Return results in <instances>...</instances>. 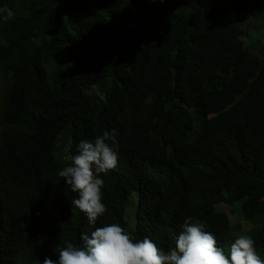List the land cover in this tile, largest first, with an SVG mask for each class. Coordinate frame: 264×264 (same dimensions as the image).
<instances>
[{
    "label": "trees",
    "instance_id": "1",
    "mask_svg": "<svg viewBox=\"0 0 264 264\" xmlns=\"http://www.w3.org/2000/svg\"><path fill=\"white\" fill-rule=\"evenodd\" d=\"M167 3L0 0V264L56 260L108 223L167 251L188 218L264 252V37L244 26L264 0ZM67 123L75 142L118 132L95 225L56 173Z\"/></svg>",
    "mask_w": 264,
    "mask_h": 264
},
{
    "label": "clouds",
    "instance_id": "2",
    "mask_svg": "<svg viewBox=\"0 0 264 264\" xmlns=\"http://www.w3.org/2000/svg\"><path fill=\"white\" fill-rule=\"evenodd\" d=\"M14 17L11 8L0 6V20L6 23ZM117 137L118 132L113 128L97 135L94 141L80 138L75 142L69 124L54 146L59 160L57 175L77 194L71 201L72 210L78 209L92 225L107 211L101 174L119 165ZM54 251L58 259L45 257L43 264H264V252L257 253L250 235H236L225 251L204 224L192 222L191 218L185 220L174 246L167 251L148 237L135 239L119 223L95 227L90 234L81 233L80 243H58Z\"/></svg>",
    "mask_w": 264,
    "mask_h": 264
},
{
    "label": "rangeland",
    "instance_id": "3",
    "mask_svg": "<svg viewBox=\"0 0 264 264\" xmlns=\"http://www.w3.org/2000/svg\"><path fill=\"white\" fill-rule=\"evenodd\" d=\"M153 4H154V7L158 8V9L165 10L168 8L167 0H163V2H161V0H153ZM249 18H252V20H250L249 21L250 23H248L244 26H249L250 28L253 29L254 33L259 35L260 37H264V19L263 18H254L251 15L249 16ZM244 30H246V29H244ZM235 217H234V215H232V217H231V221L233 224H237L239 222L238 219H236ZM229 242H231V241H229Z\"/></svg>",
    "mask_w": 264,
    "mask_h": 264
},
{
    "label": "bare ground",
    "instance_id": "4",
    "mask_svg": "<svg viewBox=\"0 0 264 264\" xmlns=\"http://www.w3.org/2000/svg\"><path fill=\"white\" fill-rule=\"evenodd\" d=\"M172 1V0H171ZM176 5V4H175ZM264 19V18H263ZM223 23H224V21H222ZM220 26V25H219ZM217 27V26H216ZM218 30V29H217ZM250 49V48H249ZM20 108V107H19ZM31 113V112H30ZM29 116V115H28ZM29 119V118H28ZM41 119V118H40ZM195 119H196V117H195ZM39 120V119H38ZM194 120V119H193ZM197 120V119H196ZM44 121V120H43ZM62 121V120H61ZM65 121V120H64ZM60 122V121H59ZM67 122H68V120H67ZM196 122V121H195ZM40 123V122H39ZM193 123V122H192ZM45 124H47V122L45 123ZM44 124V125H45ZM67 124H69V123H67ZM73 124V123H72ZM71 124V125H72ZM44 125H41L40 124V126H44ZM197 126V125H196ZM74 127V126H73ZM46 128V127H45ZM76 129H78V128H76ZM198 129V128H197ZM50 130V129H49ZM196 130V129H195ZM55 132V131H54ZM74 132V131H73ZM56 134V133H55ZM72 134H74V133H72ZM56 137V136H55ZM57 139V138H56ZM45 146V145H44ZM46 147V146H45ZM52 153V152H51ZM51 153L49 154V155H51ZM148 154V153H147ZM146 154V155H147ZM55 155V154H54ZM53 155V156H54ZM131 157H132V155H131ZM136 157V156H135ZM142 157H143V154H142ZM35 158V157H34ZM140 159H141V157H139ZM144 158V157H143ZM151 158V157H150ZM153 158V157H152ZM25 159V158H24ZM56 159V158H55ZM133 159V158H132ZM37 160V159H36ZM127 159H125V161H126ZM129 160V159H128ZM145 160V159H144ZM25 161V160H24ZM131 161V160H130ZM133 161V160H132ZM141 161V160H140ZM38 162V161H37ZM147 162V161H146ZM128 163H129V161H128ZM27 164V163H26ZM53 164V163H52ZM56 164H57V160H56ZM123 164H124V162H123ZM127 164V163H126ZM125 164V165H126ZM136 164V163H135ZM137 164H139V163H137ZM121 165H122V162H121ZM34 166V165H33ZM130 166V165H129ZM132 167H133V169H134V167H135V165L133 164V165H131ZM139 166V165H138ZM54 167H55V165H54ZM58 167V166H57ZM127 167V166H126ZM36 168V167H35ZM42 168H44V166L42 167ZM124 168V167H123ZM123 168H120V169H123ZM128 168V167H127ZM54 169V168H53ZM126 169V168H125ZM136 169V168H135ZM142 169H144V168H142ZM141 169V170H142ZM152 168H150V170H151ZM124 170V169H123ZM128 170V169H127ZM129 170H130V168H129ZM132 170V169H131ZM138 170H139V168H138ZM138 170H136V171H138ZM145 170V169H144ZM54 171H55V169H54ZM148 171H149V167H148ZM148 171H146V173L148 174ZM141 172V171H140ZM57 173V172H56ZM149 173H150V171H149ZM102 174H104V173H102ZM107 174V173H106ZM141 174V173H140ZM136 175H137V173H136ZM142 175V174H141ZM101 177H103L102 175H101ZM142 178V177H141ZM144 180V179H143ZM145 181V180H144ZM62 184H65V183H62ZM30 186V185H29ZM67 190H69V189H67ZM66 190V191H67ZM153 191V190H152ZM71 192V191H70ZM72 193V192H71ZM162 193V192H161ZM72 194H74V193H72ZM135 194V193H134ZM154 194H155V192H154ZM162 194H164V193H162ZM24 195V194H23ZM38 195H39V193H38ZM156 195V194H155ZM29 196V195H28ZM32 196V195H31ZM34 196V195H33ZM133 196H136V195H133ZM159 196V195H158ZM37 197V196H36ZM39 197V196H38ZM157 197V196H156ZM136 198V197H135ZM157 198H159V197H157ZM33 199V198H32ZM166 200V199H165ZM29 201V200H28ZM150 201H151V199H150ZM132 202V201H131ZM162 202V201H161ZM169 202V201H168ZM24 203H25V201H24ZM129 203V202H128ZM137 203V202H136ZM26 204V203H25ZM37 204H38V202H37ZM54 204V203H53ZM164 204H166V203H164ZM167 204H169V203H167ZM152 205V204H151ZM162 205H163V203H162ZM25 206V205H24ZM31 206V205H30ZM35 206V205H34ZM150 206V205H149ZM170 206V205H169ZM168 206V207H169ZM135 207V206H134ZM148 207V206H147ZM163 207V206H162ZM171 207V206H170ZM213 207V206H212ZM218 207V206H217ZM29 208H31V207H29ZM163 208H166V206L165 207H163ZM134 209V208H133ZM152 209V208H151ZM154 209H156V208H154ZM162 209V208H161ZM172 208H170V210H171ZM214 209V208H213ZM159 210V209H158ZM164 210H166V209H164ZM169 210V209H168ZM46 211V210H45ZM134 211V210H133ZM145 211V210H144ZM151 211V210H150ZM157 211V210H156ZM161 211V210H160ZM211 211V210H210ZM155 212V211H154ZM154 212H151V214H153ZM166 212V211H165ZM30 213V212H29ZM38 213H40V212H38ZM38 213H36V214H38ZM150 213V212H149ZM162 213V212H161ZM160 213V214H161ZM42 215H43V213H41ZM41 214H39V215H41ZM130 214V213H129ZM150 215V214H149ZM148 215V216H149ZM154 215V214H153ZM159 215V214H158ZM156 216V215H155ZM160 216V215H159ZM230 216V215H229ZM232 216H230V218H231ZM159 218V217H158ZM10 219H12V218H10ZM163 219V218H162ZM244 219H246V218H244ZM161 220V219H160ZM166 220V219H165ZM14 221V220H13ZM37 221H40L39 219L37 220ZM153 221V220H152ZM144 222V221H143ZM150 222V221H149ZM171 222V221H170ZM35 223V222H34ZM42 223H43V221H42ZM142 223V222H141ZM140 223V224H141ZM148 223V221L146 220V223L145 224H147ZM251 223V222H250ZM27 224V223H26ZM37 224V223H36ZM249 224V223H248ZM38 225H41V224H39L38 223ZM42 225H44V224H42ZM176 225V224H175ZM232 225V224H231ZM28 226V225H27ZM145 226V228H146V225H144ZM141 227H142V224H141ZM24 228V227H23ZM232 229V228H231ZM250 231V230H249ZM231 232V231H230ZM252 232V231H251ZM229 234V233H228ZM242 234V233H241ZM230 235V234H229ZM231 235H233V234H231ZM235 237V236H234ZM234 237H233V239H234ZM231 241V240H230ZM232 241H234V240H232ZM231 241V242H232ZM231 244V243H230ZM223 245H225V243H223ZM224 248V247H223ZM227 251V250H226Z\"/></svg>",
    "mask_w": 264,
    "mask_h": 264
}]
</instances>
